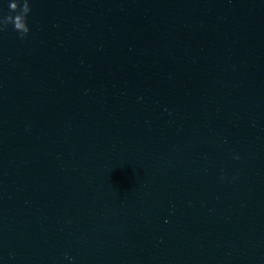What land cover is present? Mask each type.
I'll return each mask as SVG.
<instances>
[{
    "label": "water",
    "instance_id": "obj_1",
    "mask_svg": "<svg viewBox=\"0 0 264 264\" xmlns=\"http://www.w3.org/2000/svg\"><path fill=\"white\" fill-rule=\"evenodd\" d=\"M11 2L0 264H264V0Z\"/></svg>",
    "mask_w": 264,
    "mask_h": 264
},
{
    "label": "clouds",
    "instance_id": "obj_2",
    "mask_svg": "<svg viewBox=\"0 0 264 264\" xmlns=\"http://www.w3.org/2000/svg\"><path fill=\"white\" fill-rule=\"evenodd\" d=\"M10 10L16 11L19 7L18 0H12L9 5ZM21 10L25 13L23 16L20 15ZM31 11L28 0H23L22 8L20 9L19 14L13 17L12 15H8L4 20L6 23L3 25L4 27L7 26L9 22H12L14 25V29L20 32L21 37L26 35L29 32V27L27 24V14Z\"/></svg>",
    "mask_w": 264,
    "mask_h": 264
}]
</instances>
